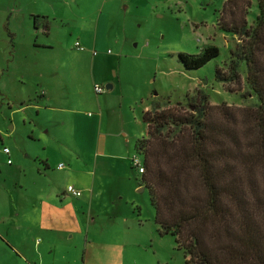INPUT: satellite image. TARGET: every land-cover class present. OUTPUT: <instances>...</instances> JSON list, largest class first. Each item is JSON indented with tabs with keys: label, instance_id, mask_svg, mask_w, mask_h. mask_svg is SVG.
Wrapping results in <instances>:
<instances>
[{
	"label": "rangeland",
	"instance_id": "obj_1",
	"mask_svg": "<svg viewBox=\"0 0 264 264\" xmlns=\"http://www.w3.org/2000/svg\"><path fill=\"white\" fill-rule=\"evenodd\" d=\"M226 1L0 0V264H25L17 260L8 240L25 246L29 239L30 245V236L39 230L33 242L39 245L44 239L47 243L51 236L43 222L40 228L36 227L43 219L37 208L30 206L31 198L49 186L57 190L67 184L66 173L56 168L62 163L68 169L67 154L52 142L59 131L66 132L60 127L62 116L51 118L47 112L38 117L34 107H29L38 101L34 92V65L62 63L69 85L60 89L63 105L79 113L84 110L92 113L93 104L109 96L112 104L121 97L125 109L135 107L131 114L116 106L112 129L120 133L119 141L127 136L130 139L146 136L142 121L146 107L151 110L154 105L168 108L181 104L189 110L200 103L202 95L213 106L254 107L258 101L247 85L243 63H238L239 86L218 82L215 77L217 70L229 77V66L237 62V46L241 43L238 36L218 27ZM238 4L247 12V28H252L258 15L257 1L241 0ZM39 16L49 18L38 21ZM35 21L44 24L37 36ZM46 28L51 29L50 35L43 32ZM76 42L83 51L75 48ZM44 45L54 48L47 49ZM207 46L217 47L219 56L204 67L186 70L179 62L178 54L196 55ZM23 81L26 85L19 83ZM112 82L115 89L109 92L105 87ZM95 84L102 88L101 96L95 95ZM72 97H80L82 103L69 104ZM5 148L10 151L9 156L3 154ZM36 156L49 159L50 172L43 179L37 177ZM134 158L142 162V156L135 151L130 163ZM120 161L126 167L117 163L122 174L113 180L112 187L123 189L122 197L119 196L123 205L104 223L122 224L119 217L143 222L140 232L156 241H142L136 249V264H185L173 239L158 235L149 191L138 186V170H130L127 161ZM39 169L43 171L42 166ZM105 182L112 185L108 179ZM58 236L54 234V238ZM70 254L71 264H84L82 249ZM64 255L63 250H57L61 264Z\"/></svg>",
	"mask_w": 264,
	"mask_h": 264
},
{
	"label": "trees",
	"instance_id": "obj_2",
	"mask_svg": "<svg viewBox=\"0 0 264 264\" xmlns=\"http://www.w3.org/2000/svg\"><path fill=\"white\" fill-rule=\"evenodd\" d=\"M256 1L252 28L241 0L224 3L218 27L241 43L229 77L215 73L239 86L243 63L256 106H213L202 95L189 110L154 105L142 113L139 184L149 191L158 235L173 239L185 264H264V0ZM218 56L207 46L178 60L198 70Z\"/></svg>",
	"mask_w": 264,
	"mask_h": 264
},
{
	"label": "crops",
	"instance_id": "obj_3",
	"mask_svg": "<svg viewBox=\"0 0 264 264\" xmlns=\"http://www.w3.org/2000/svg\"><path fill=\"white\" fill-rule=\"evenodd\" d=\"M37 18L40 21V18L45 20L49 17L39 16ZM43 32L50 35L51 29L46 28ZM39 33L40 30L35 33L36 36ZM44 48L53 49L54 47L44 45ZM34 67V92H36L35 99L38 101L29 107H34L38 117L42 115L41 113L47 112V116L51 118L62 116L60 127L66 132L59 131L52 142H56L58 148L67 154L65 161L68 169L63 164L64 168L59 170L58 166L62 163L58 164L56 168L66 173V186L72 185L81 190L82 196L80 198L68 196L64 192L66 186L57 190L55 187L49 186L48 189L37 191L31 198L30 206L37 208L43 221L39 220L36 227L40 228L43 222L45 231L51 237H48L47 243L43 239L38 245L33 242L37 238V231H39L36 230L30 236V245L29 239L25 246L8 240L10 248L17 260L25 264H61L57 256L58 249L63 250L65 254L64 264H71L69 256L72 255L70 253L79 248L83 250L84 264H136V249L146 239H149L151 243L156 241L153 236L140 232V229L144 227L143 222L119 217L122 224L104 223L108 219L107 217L120 207L122 208L123 205L119 200L123 189L112 187L113 180L122 174L117 163L120 162L122 167H126L120 161L125 160L129 163L130 170H133L130 161L134 151L136 152V142L143 138L130 139L129 136L125 138L123 132L122 137L125 140L119 141L120 133H114L112 129L115 123L113 116L118 109L133 114L135 107L128 106L125 109L121 97L112 104V96H109L104 100L100 99L98 103L95 102V105L92 106V108L94 107L92 113L85 110L79 113L76 109L63 105L65 103L62 102L60 89L64 90L69 85L64 77L65 67L62 63L54 62L51 65L38 62ZM43 68L46 69L43 70ZM48 80H53V82ZM19 83L26 85L27 82ZM111 86L112 88L107 91L112 92L115 89L113 82ZM95 95L97 94L95 93ZM72 98L73 100L68 102L69 104L82 103L80 97ZM24 102L21 101V103ZM148 110H150L149 107H146L143 112ZM45 142L47 141H44V146H46ZM48 162V157L36 156L38 179H43L41 177L47 176L50 172ZM41 166L43 171L39 169ZM105 179L110 180L112 185L109 186ZM104 185L106 188H103ZM15 211V216H18V209ZM117 220L115 219V222ZM132 221L138 222L139 225L137 226ZM54 234L59 235L58 238H54Z\"/></svg>",
	"mask_w": 264,
	"mask_h": 264
},
{
	"label": "built area",
	"instance_id": "obj_4",
	"mask_svg": "<svg viewBox=\"0 0 264 264\" xmlns=\"http://www.w3.org/2000/svg\"><path fill=\"white\" fill-rule=\"evenodd\" d=\"M75 48L79 51H83V48L81 47L80 43L76 42L75 43ZM95 55V53H93ZM94 92L97 94V95H100L103 93V90L100 86H95L94 87ZM3 154L4 155H7L9 156L10 154V151L8 149H4L3 150ZM8 164H11V161L8 160L7 161ZM132 163V167L136 170H138V173L139 174H142L143 173V166H142V162H140L139 160H137L136 158L133 159V161L131 162ZM64 168V166L61 164L58 166V169L59 170H62ZM65 194H67L68 196H71L73 198H80L82 196V191L81 190H78L76 189L74 186L72 185H68L65 189Z\"/></svg>",
	"mask_w": 264,
	"mask_h": 264
},
{
	"label": "flooded vegetation",
	"instance_id": "obj_5",
	"mask_svg": "<svg viewBox=\"0 0 264 264\" xmlns=\"http://www.w3.org/2000/svg\"><path fill=\"white\" fill-rule=\"evenodd\" d=\"M42 26H44L43 23L41 24V23H37L36 21L34 22V29L36 32L41 30Z\"/></svg>",
	"mask_w": 264,
	"mask_h": 264
},
{
	"label": "water",
	"instance_id": "obj_6",
	"mask_svg": "<svg viewBox=\"0 0 264 264\" xmlns=\"http://www.w3.org/2000/svg\"><path fill=\"white\" fill-rule=\"evenodd\" d=\"M111 88H112L111 85H107V86H106V90H109V89H111Z\"/></svg>",
	"mask_w": 264,
	"mask_h": 264
}]
</instances>
